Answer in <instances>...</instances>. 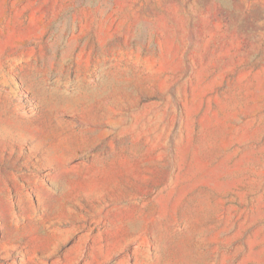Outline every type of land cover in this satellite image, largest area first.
Masks as SVG:
<instances>
[{"label":"rangeland","instance_id":"obj_1","mask_svg":"<svg viewBox=\"0 0 264 264\" xmlns=\"http://www.w3.org/2000/svg\"><path fill=\"white\" fill-rule=\"evenodd\" d=\"M0 264H264V0H0Z\"/></svg>","mask_w":264,"mask_h":264}]
</instances>
